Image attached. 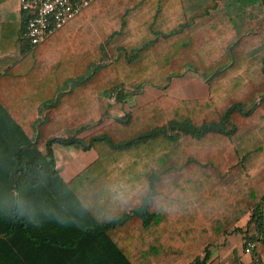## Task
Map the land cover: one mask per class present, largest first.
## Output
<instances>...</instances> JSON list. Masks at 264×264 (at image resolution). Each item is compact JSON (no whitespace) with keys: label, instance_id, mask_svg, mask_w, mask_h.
<instances>
[{"label":"trees","instance_id":"1","mask_svg":"<svg viewBox=\"0 0 264 264\" xmlns=\"http://www.w3.org/2000/svg\"><path fill=\"white\" fill-rule=\"evenodd\" d=\"M17 11L0 69V264H211L231 227L264 238V0H94L36 44ZM187 70L208 96L87 123L96 97L125 102ZM54 143L96 157L65 179Z\"/></svg>","mask_w":264,"mask_h":264},{"label":"crops","instance_id":"2","mask_svg":"<svg viewBox=\"0 0 264 264\" xmlns=\"http://www.w3.org/2000/svg\"><path fill=\"white\" fill-rule=\"evenodd\" d=\"M18 0H0V69L12 64V60L16 54V42L13 40V33L19 25L20 14L17 11ZM5 34L7 38L5 37ZM161 94H167L178 98H197L208 96V86L205 80L198 73L187 70L180 76H173L169 85L164 89H159L151 85H144L143 89L131 98L136 99L135 103L129 104V100L125 102L111 101L109 97L98 96L90 103L92 116L87 123H94L99 119L102 112L107 110L109 117L106 121L124 114L126 110L149 101ZM55 144V143H54ZM43 149L44 144L41 146ZM54 150V145H53ZM69 154V159L68 158ZM56 159V167L59 173L65 179H69L86 164L96 157L93 149L84 150L80 146L78 150L69 152L64 155L57 154L54 150ZM243 244V242H242ZM242 246V245H241ZM243 249V246L241 247ZM228 249H219V253L224 254ZM212 252V250H211ZM231 264H241L240 259H243L242 264H246L251 260L250 255L245 254L242 258L233 250L230 251ZM219 254V256H221ZM215 255H211V264H213ZM219 261V260H218ZM217 264H221L220 262ZM241 261V260H240ZM223 264V263H222Z\"/></svg>","mask_w":264,"mask_h":264},{"label":"built area","instance_id":"3","mask_svg":"<svg viewBox=\"0 0 264 264\" xmlns=\"http://www.w3.org/2000/svg\"><path fill=\"white\" fill-rule=\"evenodd\" d=\"M94 0H18V7L27 11L23 35L36 44L52 34ZM113 101V97L109 98ZM243 251L252 254V264H264V238L244 241Z\"/></svg>","mask_w":264,"mask_h":264},{"label":"rangeland","instance_id":"4","mask_svg":"<svg viewBox=\"0 0 264 264\" xmlns=\"http://www.w3.org/2000/svg\"><path fill=\"white\" fill-rule=\"evenodd\" d=\"M192 71V70H191ZM136 99L131 98L129 100V104L135 103ZM108 118H106L105 120H107ZM98 120V119H97ZM73 130H64L61 132V134H69L71 133ZM54 145V150L57 154H66L69 152L70 154L72 153V151L78 150L79 145L78 144H69V145H62L59 143H55ZM69 154H68V158L69 159ZM247 215H244L243 217H241L236 224L237 225H241L243 224L246 219H247ZM232 228V227H231ZM231 228L229 229V231L226 234L221 235L211 246H210V250H212V254L215 255L213 264H217L222 262L223 264H231V260L230 257L228 256V254L230 255V251L233 248V250L238 254V257H243L245 254L243 249L241 248L242 246V242L244 241V237L242 236V233L239 231H231ZM228 249V251H226V253L221 254L219 253V249ZM219 254H221V256H219ZM241 260V261H240ZM239 262L242 264L243 259H240ZM221 263V264H222Z\"/></svg>","mask_w":264,"mask_h":264}]
</instances>
